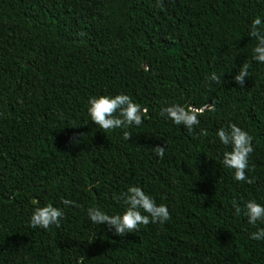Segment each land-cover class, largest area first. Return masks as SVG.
Masks as SVG:
<instances>
[{
  "label": "trees",
  "instance_id": "1",
  "mask_svg": "<svg viewBox=\"0 0 264 264\" xmlns=\"http://www.w3.org/2000/svg\"><path fill=\"white\" fill-rule=\"evenodd\" d=\"M255 18L264 0H0V264H264V240L250 238L264 222L244 214L249 200L264 205ZM120 93L148 109L129 140L88 114L90 97ZM173 103L205 109L191 132L160 115ZM230 124L253 138L251 184L222 164L231 148L216 132ZM129 186L171 219L124 236L92 224L89 208L124 212ZM47 204L63 210L60 226L32 229Z\"/></svg>",
  "mask_w": 264,
  "mask_h": 264
},
{
  "label": "clouds",
  "instance_id": "2",
  "mask_svg": "<svg viewBox=\"0 0 264 264\" xmlns=\"http://www.w3.org/2000/svg\"><path fill=\"white\" fill-rule=\"evenodd\" d=\"M264 23L261 18H255L250 27L248 35L256 39L257 45L253 49V59L257 62L264 63V29L261 25ZM250 64L244 62L240 66V70L233 77L235 82L243 88L245 78L249 77ZM145 70H149L145 66ZM211 81L219 84L221 77L215 72L209 77ZM88 114L90 120L106 133L109 130L125 129L123 138L129 140L132 137L131 132L127 129L132 126H140L143 123L144 116L148 109L142 108L140 104L133 101L127 94H117L115 96L99 95L89 98ZM204 108L184 106L173 103L161 109L160 115L166 116L176 125H183L190 132L194 126L200 123L199 117L204 114ZM208 110L214 111V105H209ZM0 115H3L0 113ZM203 135L207 136L206 130H202ZM216 135L220 142L225 146H230V151L223 153L222 164L224 167L234 170V179L236 181H244L249 184L254 179L249 178L246 172L249 168V155L254 151L252 144V136L245 130H242L236 124H230L227 129L220 128ZM165 147L156 145L152 148L155 154L163 158ZM117 199H122L127 206L122 214L108 215L101 211L100 208H89L88 216L92 224H107L109 228L114 229L118 236H124L126 233L137 232L140 225H148L149 223L163 224L171 219L168 207L164 204H157L156 201L139 186H129L127 191L122 193ZM64 205H74L71 200H63ZM236 214L241 212L238 204L234 205ZM147 213V214H144ZM244 214L247 217L249 225L255 226L258 221L264 222V205L257 203L255 200H249L244 207ZM64 212L61 208L54 207L52 204L45 206H37L30 218L29 226L32 229L37 227L48 229L55 224L60 226L61 218ZM250 238L253 240H264V228H259L252 232Z\"/></svg>",
  "mask_w": 264,
  "mask_h": 264
}]
</instances>
